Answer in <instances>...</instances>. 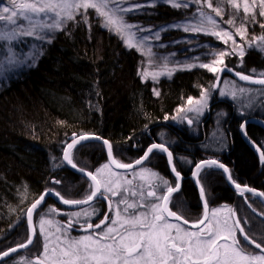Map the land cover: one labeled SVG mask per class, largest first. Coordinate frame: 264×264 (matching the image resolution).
Listing matches in <instances>:
<instances>
[{"label": "trees", "instance_id": "16d2710c", "mask_svg": "<svg viewBox=\"0 0 264 264\" xmlns=\"http://www.w3.org/2000/svg\"><path fill=\"white\" fill-rule=\"evenodd\" d=\"M154 12V22L160 26L181 20L184 16L167 5L155 7ZM260 24L251 25L249 34L264 35ZM180 35L182 32L179 31L171 37L178 39ZM201 41L215 43L211 37H201ZM47 47L34 68L12 80L0 92V252L27 242L30 237L27 210L49 189L59 191L67 199H83L89 194L92 183L71 171L63 161L64 150L73 135H92L108 140L120 162H134L152 144H164L173 153L177 170L185 176L181 192L173 195L172 209L190 223L202 217L199 192L191 175L193 166L212 154L208 144L216 143L212 135L207 136L202 131V138L195 143L191 136L196 133V128L191 129L190 124L182 122L174 124L169 118L189 98H197L203 90L210 88L214 83L212 75L196 68L179 70L156 85L144 81L139 75L138 53L127 50L116 35L96 21L91 26L80 23L69 33L60 34ZM243 67L261 75L264 73V53L253 49L248 51ZM226 111L222 119L230 117L234 108ZM230 124L235 126L234 122ZM232 130L234 143L222 162L232 169L239 184L264 192V167L238 130L235 127ZM250 131L249 135L255 140V132ZM262 139L264 135L259 137L260 141ZM76 148L72 156L78 168L94 172L108 164L102 144L87 142ZM179 158L191 162L193 168L181 163ZM144 166L171 182L176 179L170 173L164 153L157 151ZM209 171L212 173L210 177L207 176ZM55 180L61 183L56 184ZM200 180L207 191L206 196H211V206H230L238 217L248 219V224H243L242 219V226L246 231L251 229L249 235L259 242L262 231L259 219L246 208L245 202L247 199L251 203L248 200L253 196H241L232 190L223 174L215 169L206 170ZM125 194L112 199L109 197L111 211L107 203L100 200L87 207L93 214L84 216L83 223L72 225L76 228L71 230L70 237L80 238L94 231L95 228L84 233L81 230L90 220L94 225L105 216L112 219L117 207L124 215L125 205L118 204L121 196L137 205L152 200L148 197L144 200L138 194L134 198L133 194ZM177 195L183 203L174 206L177 205ZM252 201V207L258 211V200ZM46 208L67 213L82 210L62 207L51 198L41 206L39 213ZM133 211L136 209H129L126 214ZM38 217L34 215L35 222ZM35 229L37 231V227ZM248 248L255 250L251 246ZM42 251L40 240V244H34L29 250L0 264H16V259L24 254L36 260Z\"/></svg>", "mask_w": 264, "mask_h": 264}, {"label": "snow or ice", "instance_id": "6c2138e0", "mask_svg": "<svg viewBox=\"0 0 264 264\" xmlns=\"http://www.w3.org/2000/svg\"><path fill=\"white\" fill-rule=\"evenodd\" d=\"M165 3L170 4L173 8L187 9L190 4H196L197 13L193 14L196 22L187 21L185 23H178L171 27L180 29L185 32L204 33L205 35L215 36L217 39L222 40L225 44L229 41L232 42L234 47L230 51L212 52L213 60L210 63L189 64L187 67H200L205 68L210 72L219 73L225 70L231 71L224 64V57L229 55H238L241 58L245 55L246 48L236 43L234 35H238L242 40L246 41L248 49L259 50L264 53V35L252 37L251 40H246L248 34V24L257 23L256 17H264V0H242L238 3L237 0H218L214 6L212 0H164ZM228 3L232 8L236 9L237 13L243 9L244 16L241 18L239 27H236V16L232 19L225 21V23L235 27V33L220 29L217 20L212 15L208 14L204 7L207 6L215 13L216 17L223 20L224 9L221 7L222 3ZM147 2L144 4L136 3L130 4L127 0H7L5 6L0 7V47H7L11 50L12 44L20 37L35 36L37 39H47L46 33L61 29L63 24L67 21L75 20V13L80 12L81 15L87 13L89 9L95 10L96 14L103 17L102 26L109 30H114L117 34L123 35L126 30L135 28L137 32H152L151 28H144L140 25L127 23L124 15L141 8L149 7ZM82 10V11H81ZM51 14V23L44 17ZM27 22L26 24L24 22ZM84 21L87 23V15H84ZM264 29V23L260 24ZM135 35V33H133ZM159 39V32L153 33L152 37L144 36L137 45L132 44L130 41H125L128 47L143 48V41L148 39ZM50 42V41H49ZM39 51L33 53L28 60L35 61L36 57L40 55ZM147 54L151 58L155 54L152 53L151 48L147 49ZM199 59V58H197ZM27 61H25L26 63ZM20 63V61L8 58L7 65L0 63V75L5 71L11 70L12 66ZM31 66V65H29ZM166 67V65H165ZM255 71V69H253ZM170 74V73H169ZM142 75L147 77L149 74L143 72ZM153 78H156V73H153ZM241 80L251 81L255 84L264 85V78L253 79L249 75L236 73ZM264 77V73H261ZM243 91V89H241ZM156 95L159 92L154 89ZM225 95V93H221ZM208 92L204 91L199 100L193 101L192 98L188 99V103L195 104L197 107H189L187 111L200 112L207 105ZM183 111V109H181ZM175 119V117H173ZM191 124L192 120H188ZM89 136L83 135L78 139H74L72 143L67 145L64 151L63 159L73 169L80 171L86 175L93 182L90 185V192L83 199H67L59 191L49 189L45 194L39 196L27 210V221L31 226L33 223L34 213L40 215L39 209L42 204L46 202L47 196L54 195L64 205L69 206H82L89 204L93 199H106L110 200L105 193H111L112 196L121 195L116 189L121 187L118 180L113 179L111 176L105 178V171L109 169V164H104L101 168L96 170L94 174L91 171H85L84 168H78L77 164L73 161L72 152L77 144L81 141H86ZM96 140L101 138L96 136ZM103 144L107 147V154L110 163L114 164L120 169H130L136 166H143L145 162H150L151 156L156 152L166 153L167 160L170 165L173 164V153L168 150L162 143H154L144 152L143 156L134 161V164L121 163L113 158V145L108 140H103ZM86 147L87 145H82ZM261 161L264 162V152L261 153ZM216 166L222 169L223 172L228 173V169L216 160L201 161L196 165V172L193 174L199 177L200 172L205 169H211ZM150 171L146 167H142L141 175L143 172ZM171 171L175 173L177 181L180 179V172L173 166ZM160 182L158 184L150 185V190L147 191L146 196L143 191L139 193L142 199L146 200L151 197V202L129 203L127 199L121 196L118 204H124V213H128L129 209L143 208V212L133 211L127 216H121L119 207L116 209V218L111 219L105 216L100 223L92 224L87 223L85 230L101 229L104 230L99 233L90 232L88 235L80 238L67 237L63 230L57 227L56 231L61 232L62 236H57L58 243L52 244L50 233L46 230V225H52L53 221L45 219L41 216L39 220L40 229L37 234L36 229L33 228L32 236L28 238L26 243L19 244L17 247H10L8 250L0 252V259L8 258L12 254L17 253L19 249L28 248L30 245L40 244L41 236H43L42 249L43 251L35 260V264H264V213L257 212L252 208L250 203L247 204L251 209L255 218L259 219L260 227L262 229L260 240L257 241L254 236L249 235V232L242 226L241 217L237 216L234 209H228V215L221 218L218 213L219 209H213L211 215L208 212V204L204 202V216L202 219L193 223L192 227L196 230L185 229L178 224H173L168 221V217H175L176 220H182L184 224L189 221L182 216L177 215L176 211L169 208V204L173 199V194H178L181 185L177 182L175 186H170L169 181L160 177L157 173H151ZM212 173L207 172V176ZM98 176L100 178H98ZM231 180V175L228 176ZM54 183L60 184V180H55ZM126 184H131V181H126ZM200 183V178L197 179ZM235 187L240 191L241 196L245 192L252 193L258 197H264V192L257 193L254 189L244 186L241 188L240 184L235 183ZM164 188L166 191L158 194L156 189ZM127 192L128 188H124ZM136 195V192L132 193ZM201 198L205 197V188L200 187ZM177 205L183 202L179 200V196L175 197ZM247 203V200L245 201ZM264 202V201H262ZM109 210L111 211V202L109 203ZM49 211L55 212L56 209ZM86 208L80 212L69 213L71 217H86L91 216ZM166 214V215H165ZM79 222L78 220L76 221ZM69 227L72 226L73 221L69 220ZM248 219H243V224H248ZM237 231L240 233L242 239L238 238ZM63 237V238H62ZM222 241V242H221ZM254 245L255 249L260 250L259 253L247 251L249 246ZM18 264H33L32 261H20Z\"/></svg>", "mask_w": 264, "mask_h": 264}, {"label": "rangeland", "instance_id": "374dc122", "mask_svg": "<svg viewBox=\"0 0 264 264\" xmlns=\"http://www.w3.org/2000/svg\"><path fill=\"white\" fill-rule=\"evenodd\" d=\"M127 2L130 4H136V3L144 4L147 2L149 5H151L149 7L141 8L139 10H135L133 12L125 14L124 19L127 23L140 25L144 28H151L152 32H137V30L133 28L130 30H126L123 35H119L114 30H109L108 28L102 26L103 17L98 16L95 10L89 9L87 13H84V15H87V23H85L84 21V15H81L80 12H76L75 20L67 21L65 24H63L61 29L47 32L46 33L47 39L43 41L40 39H37L35 36H32V37L24 36V37L18 38L17 40L13 42L11 50H9L7 47H0V63L7 65L8 58H13V59L20 61V63L13 65L11 70L5 71L2 75H0V92L4 88H6L12 80L17 79L22 73H25L29 71L31 68H34L37 62L39 61V59L41 58V56L47 50L48 48L47 46L55 38H57L60 34L69 33L72 30V28L79 26L80 23H85L88 26H91L94 21L99 22L102 28L108 30L113 35H116L122 41V43L124 44L127 50L135 51L136 53H138L139 58H140L139 75L144 81H150L154 85L158 84L159 81H161L164 78H171L179 70L188 71V70L200 68V67L189 68L187 67L189 64H198L201 62L210 63L214 58L213 55H211L212 52H219V51L227 52V51H230L232 47H234L231 41L225 44L222 40L217 39L215 36L205 35L204 33L185 32L182 28L177 29V28L171 27L172 25H175L178 23H185L187 21H192L193 23H195L196 20L193 17V14L196 13L197 17L199 15L197 13L198 5L196 4H190V6L187 9L174 8L175 10H178L184 14L182 19L176 22H173L171 24L160 26L159 24L156 25V23L154 22V13H155L154 9L155 7L161 6V5H167V6L172 7L170 4L165 3L164 0H127ZM217 2L218 0H212V3L214 6L216 5ZM237 2L242 3V0H237ZM6 4H7V0H0V7L5 6ZM221 7L224 9L223 20H221L220 17H216L215 13H213L211 9H208L206 5L204 7V10L208 14L212 15L215 20H217L220 29H224L232 33H235V27L225 23V21L232 19L233 16H236V27H239L241 18L244 16L243 9L241 8L240 11L237 13L236 9L232 8L226 2L222 3ZM44 18L47 19L49 23H51V14H49L47 17H44ZM256 20H257V23L259 22L264 23V17H260L259 15H257ZM24 23L26 24L27 22L25 21ZM251 25L253 24L247 25L248 34H247L246 40H251L252 37L260 36V35H250L249 34V30H250L249 28L251 27ZM157 31L159 32V39L156 40V39L150 38L148 40L143 41L142 49L138 50V47H128V44L125 42L127 40V41H130L132 44L137 45L142 37L144 36L152 37L153 33ZM179 31L182 32V35H180L178 39H173L171 36L174 33H178ZM133 33H135V35H133ZM201 37H211L215 41V43H204L201 41ZM234 39L236 40V43L238 45L246 48L245 55L243 56V58H241L238 55L225 56L224 64L225 65L229 64L231 66L232 63H236L237 66L236 68H234V70L239 71L242 68L241 64L243 65L245 63L247 52L252 49L247 48L246 41L242 40L240 36L234 35ZM149 47L151 48L152 53L155 54L151 58L147 54V49ZM36 51H39L41 54L36 57L35 61L33 62L31 60H28V58L31 57L33 53ZM185 53L187 54V56L184 57ZM25 61L27 62L25 63ZM231 68L233 70V67ZM200 69L206 70L207 73L212 74L214 77H218L220 75V72L214 73V72L208 71L205 68H200ZM143 72H147L149 75L147 77H144L142 75ZM153 73L158 74L156 75L155 79L153 78V75H152ZM222 82L223 84L220 85L219 87L213 86V87L208 88L207 90L202 91V93L204 91L208 92V99H207L206 107H204L200 112L197 113V112L187 111L189 107H197L195 104L190 105L187 100V102H185L184 105L180 107V109L176 110L172 118H169V121L173 122L174 124H176L177 122H182L188 125L189 124L188 120H192L193 122V119H194L193 114L196 113L203 117V115L205 114L206 108L210 104V98L212 96L211 95L212 92L225 93V95H227V93H230L236 96L238 100L242 99V100L251 101V102H253L254 100L258 101L259 97L262 94L261 92H264V89H262V90H258L257 92H255L254 95L250 93L245 94V92L247 91L243 89L241 85L235 82H232L231 80L227 78L226 80ZM241 89H243V91H241ZM156 91L158 90L156 89ZM238 92H240V95L238 94ZM202 93L197 98H192V100L193 101L199 100ZM230 94L229 96H232ZM225 95H222V96H225ZM181 109H183V111H181ZM173 117H175V119H173ZM218 136L224 137L225 132L221 131L218 134ZM209 147L212 150L220 151L222 145L219 144L218 147L216 145L214 147L211 142ZM77 149L78 148H76L72 153H74ZM121 163H131V162H121ZM261 166L264 167V162L263 164H261ZM143 167L148 168L147 166H143ZM148 169L150 171L143 172L142 174L143 178L141 177V175H138V173H141L142 168L135 170V172L123 174V173L116 172L111 167H109V169L105 171L104 175H105V178L111 176L113 179L120 181L121 187L116 189L118 192L122 194L125 193L124 188L126 187L128 188V191L125 194L126 196L130 194L132 195L133 192H136L139 195L141 191H143L146 196L147 191L150 190V185L158 184L160 182L156 177L151 175V173L153 172L156 173V172L154 170H151L150 168ZM93 173L95 174L96 171H94ZM159 176L162 177L161 175ZM98 178L100 177L98 176ZM126 181H131V184H126L125 183ZM176 183H177V180H176ZM161 190H163V192L166 191V189L164 188H161ZM105 195H107L111 199L115 197V196H112L111 193H105ZM207 197H208L209 203L212 205L211 196L207 194ZM133 198H134V195H133ZM51 209H56V208H51ZM218 209L220 210L218 215L221 218L229 214L228 212H226L229 209L228 207H223V208H218ZM49 210L50 209L48 208L43 209L40 212V215L38 219L36 220V222L34 221V224H35V227H37V233L39 234V229H40L39 220L41 216H43L45 219H50L53 221L52 225L45 226L46 230L51 234L50 235V239L52 241V244L50 245L51 247L52 245H55L56 243H58V241L56 240V237L62 236L61 232L56 231L57 227L62 229L63 233H65L67 237H70V234L72 235L71 230L73 228H76L74 227L75 224L83 223L84 215H81L80 217H71L69 213H72V212L64 213V211H61L59 209H56L55 212H51ZM137 210L139 212L144 211L143 208H139V207L136 208V211ZM88 211H92V210L88 209ZM75 212H80V211H75ZM211 212H210V215H211ZM258 212L263 213V209L261 207L258 208ZM127 215L128 214L126 213L124 215L121 213L122 218ZM202 216H203V212H202ZM115 218H116V213L112 217V219H115ZM201 218L202 217H199L196 220L198 221ZM68 220H72L73 221L72 225L74 226L69 227ZM77 220L79 221L78 223L76 222ZM169 222L179 225V223L177 222H173V221H169ZM84 227L86 228V226ZM79 228L81 229V227ZM85 228H82L84 230H81L83 233L86 231ZM102 230H104V226H102L101 229H95L94 231H91V232L99 233ZM84 235H88V234L86 233ZM41 242L43 243V236H41ZM16 261H17L16 264H18V262L20 261H32L33 264H35V259H30V255H25V254L22 255L21 257H18Z\"/></svg>", "mask_w": 264, "mask_h": 264}, {"label": "flooded vegetation", "instance_id": "af4514ba", "mask_svg": "<svg viewBox=\"0 0 264 264\" xmlns=\"http://www.w3.org/2000/svg\"><path fill=\"white\" fill-rule=\"evenodd\" d=\"M226 65L228 69H231V71H228V70L222 71L220 72V75L218 77H214L211 74L214 80V83L211 87L213 86L219 87L220 85L223 84L222 81L226 80L227 78L231 80L232 82H235L241 85L242 88L247 91L245 92V94L250 93L254 95L255 92H257L258 90L264 89V86L261 87V86L246 84L245 82L236 78V73L238 72L243 75H249L252 78H256V79L264 78L260 74L256 75L251 70L246 69L245 67H243L244 64L241 65L243 68H241L239 71L234 70V68H236L237 66L236 64L232 63L231 66L229 64H226ZM231 67H233V70ZM261 93L262 94L259 97L258 101L254 100L253 102H251V101L241 100V103H237L236 102L238 100L237 97L230 93H227V95L222 96L221 93L212 92L211 93L212 96L210 98V104L206 108V111L203 117L196 113L193 114L194 119L189 127L191 129L196 128V133L194 134V136H191L195 139V143H197L198 138L199 139L202 138L200 131L205 133V135L207 133V136L213 135L215 138L222 141V143L219 142L223 146L221 147V150L219 151L220 153L214 154L213 157L208 156L207 158L203 159L204 161L210 158H213L214 160L217 159L216 161H219L223 159L224 155H227L230 152V148L232 144L234 143L233 142V130H232L234 127L235 129L238 130L240 137L243 138L241 130L246 121L251 120V119H260L261 121L264 122V92H261ZM229 94L232 96H229ZM238 94L240 95V92H238ZM261 98L263 99V101H260ZM230 107L234 108V113L230 115V117H227V119L225 118L222 119V117H224V113L227 112L226 110H229ZM232 122H234L235 126H232V124H230ZM249 129L255 132V140L252 139L251 136L249 135ZM245 130H246V134L248 135V137L257 145V147L262 152H264V139H262V141L259 140V137L261 135H264V129L262 128V126L258 125L257 123H249L248 125H246ZM221 131L225 132V136L227 135L226 139L225 137H217ZM209 145L210 144H208V149H211ZM213 146L215 147V144ZM250 149L255 153V155L260 160V162H262L257 152L254 151L252 148ZM231 172H232V169H231ZM255 199L256 197H251V200H248V201H250L251 202L250 204H252L254 202L252 200H255ZM248 203L249 202H247V204ZM260 207H261V204L259 203V208ZM246 208H248V206Z\"/></svg>", "mask_w": 264, "mask_h": 264}, {"label": "water", "instance_id": "95a60500", "mask_svg": "<svg viewBox=\"0 0 264 264\" xmlns=\"http://www.w3.org/2000/svg\"><path fill=\"white\" fill-rule=\"evenodd\" d=\"M236 78L239 79V80H241V79L239 78L238 75H236ZM253 79H255V78H253ZM241 81L245 82L246 84H250V85H256V86H261V87L264 86V85H260V84L252 83L251 81H244V80H241ZM249 123H257L258 125L262 126V128L264 129V122L261 121L260 119H251V120L246 121L245 124H244L243 127H242V135H243V138H244L245 142L247 143V145H248L249 147H251L254 151H256L257 154L259 155V157L261 158V153H262V152H261V151H260V150H259V149H258L253 143H252V141H250V140L248 139V137H247L246 134H245V128H246V125H248ZM87 136H89V139H88V140H86V141H81V143L77 144V145H76L73 149H71L70 151L73 152V150H74L77 146H79V145H81V144H84V143H87V142H97V143H101V144L105 147V152H106V156H107V162L109 163L110 167H111L114 171H116V172H120V173H124V172L126 173V172H130V171H133V170L138 169L139 167H141V166H136L135 168H130V169H120V168H117L114 164H111V163H110V159H109L108 154H107V147H106V146L103 144V142H102L104 139L100 137V138H101L100 140H96V139H94V137H96V136H92V135H87ZM79 137H80V136L73 135V136L71 137V141H70V143H72L74 139H78ZM98 137H99V136H98ZM70 143H69V144H70ZM66 148H67V147H66ZM168 150H169V149H168ZM64 151H65V150H64ZM169 151H170V150H169ZM170 152H171V151H170ZM63 154H64V153H63ZM164 154L166 155V159H167V154H166V153H164ZM113 158L115 159L114 155H113ZM63 161H64V159H63ZM167 162H168V160H167ZM64 163H65V165H66L71 171L77 173L78 175H80V176H82V177L88 179L91 183H93L89 177H87L86 175L82 174L80 171H78V170H76V169H73L70 165L67 164L66 161H64ZM168 164H169V163H168ZM173 166H174L173 164H172V165L169 164L170 170H171V168H172ZM196 171H197V170L195 169L194 173H195ZM86 172H87V171H86ZM171 172H172V171H171ZM172 174L175 176V173L172 172ZM225 176H226L227 181L232 185L231 180L228 179L229 173H225ZM175 177H176V176H175ZM192 178H193V180H194L196 186H197L198 189H199V195H200V186H198L197 178H196L195 175H192ZM182 179H183V178H182V176H181V174H180L179 184L181 185V187H182ZM232 187H233L234 190L237 189L235 186H232ZM256 192L259 193L258 191H256ZM45 193H46V192H45ZM45 193H44V194H45ZM50 198L53 199L54 201H56V203H58L59 205L65 207V208H68V209H72V210H80V209L87 208V207L93 205L94 203H96V202L99 201V200H100V201H104L105 203H107L108 206H109V203H110V200H106V199H93L92 201L89 202V204H86V205H82V206H69V205H64V204L59 200V198L55 197L54 195H52V196H47V197H46V201H47L48 199H50ZM259 198H260L261 202L264 201V198H263V197H259ZM200 199H201V203H202V205H203V209H204L205 197H204V198H201V196H200ZM45 203H46V202H45ZM45 203H43L42 206H43ZM262 203L264 204V202H262ZM204 211H205V209H204ZM208 212H209V208H208ZM34 215H35V213H34ZM34 215H33V223H32V225L30 226L29 223H28V227H29V231H30V237L32 236V230H33V228L35 229V226H34ZM168 219H170L171 221L179 222V223H181V224H183V225H185V226H187V227H189V228H191V229H194V228L192 227L191 224H189V223H188V224H184V223H183V219H182V220H176L175 217H168ZM27 222H28V221H27ZM32 246H33V245H30L28 248H25V249H19V250L17 251V253L12 254L10 257L0 259V263L3 262V261L8 260V259L11 258L12 256H15V255H17V254H20V253H23V252L29 250Z\"/></svg>", "mask_w": 264, "mask_h": 264}, {"label": "bare ground", "instance_id": "6f19581e", "mask_svg": "<svg viewBox=\"0 0 264 264\" xmlns=\"http://www.w3.org/2000/svg\"><path fill=\"white\" fill-rule=\"evenodd\" d=\"M242 65V64H241ZM256 79V78H255ZM241 100L242 99H240V100H237L236 102L237 103H241ZM246 129V128H245ZM241 133H242V130H241ZM245 134H246V130H245ZM213 136V135H212ZM246 136L248 137V135L246 134ZM217 137H222V136H217ZM225 137V139H226V136H224ZM242 137H243V135H242ZM104 139V138H103ZM199 139V138H198ZM205 139H210L209 137H207V136H205ZM213 141H214V143H216L215 145L218 147V145L220 144V143H222V141H220V140H218L217 138H215L214 136H213ZM243 139V141L245 142V140H244V138H242ZM248 139L250 140V141H252L249 137H248ZM104 140H106V139H104ZM220 142V143H219ZM97 143V142H96ZM110 143V142H109ZM246 143V142H245ZM252 143L257 147V145L252 141ZM101 144V143H100ZM247 144V143H246ZM223 147V146H222ZM251 148V147H250ZM258 148V147H257ZM104 149H105V147H104ZM169 149V148H168ZM259 149V148H258ZM170 150V149H169ZM260 150V149H259ZM210 151H211V153L212 154H210V155H206L203 159H205V158H207L208 156H212L213 157V155L215 154V153H217V152H219V151H217V150H211L210 149ZM261 151V150H260ZM262 152V151H261ZM114 155V154H113ZM115 157V156H114ZM116 159V158H115ZM200 160L197 164H199L201 161H204V160ZM261 159V158H260ZM117 160V159H116ZM179 160L181 161V163H183V164H185V165H188V166H190L191 168H193V170H192V175L194 174V171H195V169H196V165L195 166H193L192 167V164H191V162H189V161H187V160H185V159H181V158H179ZM208 160H214L213 158H210V159H208ZM215 160H217V159H215ZM222 160L223 159H221V160H219L218 162L219 163H222L224 166H225V164L222 162ZM147 162V161H146ZM146 162H145V164H146ZM130 164H134V162H131ZM144 164V165H145ZM261 164H263V162H261ZM143 165V166H144ZM167 165H168V168H169V170H170V167H169V164H168V162H167ZM173 165L175 166V163H174V158H173ZM143 166H141V167H139L138 169H141ZM229 171H228V173H229V175H231V177H232V179H231V183H232V185L227 181V179H226V176H225V172H223V170L222 169H219V168H217L216 166H212V168L211 169H213V168H215V169H217L218 170V172H221V174H223V176H224V179H225V182H226V184L232 189V190H234L233 189V187L232 186H235V184L233 183V181H235V183H237V184H239L237 181H236V179H234V176H233V172H231V169L230 168H228L227 166H225ZM175 168H176V166H175ZM135 170H137V169H135ZM135 170H133V171H130V172H127V173H131V172H135ZM176 170H177V168H176ZM206 170H210V169H208V168H205V169H203L201 172H200V174H199V177H197L196 176V178L198 179V178H201V176L203 175V173L206 171ZM178 171V170H177ZM179 172V171H178ZM170 173L172 174V172H171V170H170ZM181 174V173H180ZM173 175V174H172ZM191 175V176H192ZM174 176V175H173ZM181 176H182V187L180 188V191H179V193L181 192V190H182V188H183V185H184V181H185V176H183L182 174H181ZM163 177V179H165V180H168L169 181V185L170 186H173V185H175V183H176V180L177 179H175L174 181H170L169 179H167V178H165L164 176H162ZM174 178H176L175 176H174ZM192 181H193V183H194V185H195V187L197 188V190H198V192H199V189H198V187L196 186V184H195V182H194V180H193V178H192ZM178 183H179V181H177ZM173 184V185H172ZM241 185V184H240ZM198 186H202V184H201V180H200V183L198 184ZM244 186H242L241 185V188H243ZM252 189H254V188H252ZM255 191H258V192H261V191H259V190H257V189H254ZM157 192H158V194H161L162 192H163V190H161V189H157L156 190ZM234 191H236V192H238V193H240V191L238 190V189H236V190H234ZM206 193H207V191H206V189H205V200L207 201V204H208V208H209V215H210V212H211V210L212 209H218V208H223V207H228V208H231L230 206H220V207H212L211 206V204L209 203V201H208V197L206 196ZM244 194H248V195H251V196H253V197H256V199L258 200V202L261 204V207H263L264 208V204L261 202V200H260V198L258 197V196H256V195H253L252 193H247V192H245ZM173 195H175V193L173 194ZM200 196V195H199ZM149 198V197H148ZM264 198V197H263ZM56 202V201H55ZM200 202H201V199H200ZM58 204V203H57ZM61 206V205H60ZM63 207V206H62ZM201 207H202V211H203V216H204V209H203V205H202V203H201ZM169 208L172 210V211H174L173 209H172V207H171V202H170V204H169ZM232 209V208H231ZM226 212H228V210L226 211ZM64 213H67V212H64ZM166 215V214H165ZM177 215H179L178 213H177ZM179 216H181V215H179ZM203 216H202V218H203ZM201 218V219H202ZM168 219V218H167ZM168 221H171L170 219H168ZM173 222H176V221H173ZM177 223H179V222H177ZM195 223V222H194ZM189 224H191V225H193V223L191 222H189ZM179 225H181L182 227H184V228H186V229H189V230H196V229H191V228H189V227H187V226H185V225H183V224H181V223H179ZM237 236H238V238H240V239H242V237L240 236V233L237 231ZM251 247H253L254 249H255V247H254V245H252ZM257 252H256V251ZM255 250H251V249H247V251H252V252H256L257 254L259 253V251L260 250H258V249H255Z\"/></svg>", "mask_w": 264, "mask_h": 264}]
</instances>
